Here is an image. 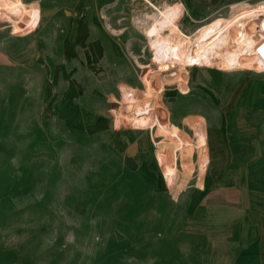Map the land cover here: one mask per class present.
Returning <instances> with one entry per match:
<instances>
[{
    "label": "rangeland",
    "instance_id": "1",
    "mask_svg": "<svg viewBox=\"0 0 264 264\" xmlns=\"http://www.w3.org/2000/svg\"><path fill=\"white\" fill-rule=\"evenodd\" d=\"M41 1L0 0V264H201L184 216L201 181L198 152L202 172L213 152L202 146L207 127L195 126L206 119L192 115H219L201 83L220 84L229 104L247 86L264 93V34L247 29L256 6L196 22L189 11L178 24L181 11L161 17L148 0L91 11L49 0L48 12ZM214 3L225 5L207 0L200 13ZM245 35L253 54L235 70L217 67ZM122 93L142 105L136 126L121 115L107 119L111 133L90 131L89 116L122 109ZM256 255L240 264H264Z\"/></svg>",
    "mask_w": 264,
    "mask_h": 264
},
{
    "label": "crops",
    "instance_id": "2",
    "mask_svg": "<svg viewBox=\"0 0 264 264\" xmlns=\"http://www.w3.org/2000/svg\"><path fill=\"white\" fill-rule=\"evenodd\" d=\"M117 1L70 0L69 4L76 11H91L101 4L105 6ZM148 1L160 10L176 7L174 11H181L177 19L180 24L185 18V12L192 11L193 22L215 16L218 11H224L222 16L226 17L222 18H227L242 6H259L264 0H208L210 4L217 2L225 5L221 7L214 3L215 6L203 15L200 13V4L207 0ZM41 2L46 12L51 11L49 0ZM12 11L16 12V5ZM81 40L87 42V34ZM248 43L249 39L245 35L241 50L237 49L236 44L232 45L236 52L242 54L230 51L224 64L225 71L239 68L244 64L246 55L253 54ZM114 52L120 55L117 48H114ZM99 54L100 49L90 47L87 58L92 60ZM193 58L197 63L195 54ZM201 86L208 92V101L213 109L219 113L214 121L202 114L192 115L203 116L208 124L202 125L201 118H197L195 126L199 132L207 127L206 136L202 137L205 139L202 146L213 152V170L211 172L209 166L204 172L201 171V154L197 151L201 181L191 197L189 211L184 216L183 235L190 240L191 252L199 258L201 264H212L213 260L222 261L227 258H234L235 262L237 260L235 264H240L246 256L256 258V252H264V93L260 86H247L241 98L229 104L222 97L220 84L206 82L201 83ZM251 92L255 99L248 106L244 102ZM121 104L122 109H112L103 116L91 114L86 123L88 129L111 133L112 130L106 125L107 119L112 123L120 119L121 115L125 117L126 124L136 126V118L142 109L137 97L122 93ZM168 108L167 112L172 110ZM188 118L185 124L189 130ZM116 144L122 146L124 139L116 137ZM141 144L144 145L145 141ZM146 171L145 177L151 181L152 175L147 168Z\"/></svg>",
    "mask_w": 264,
    "mask_h": 264
},
{
    "label": "bare ground",
    "instance_id": "3",
    "mask_svg": "<svg viewBox=\"0 0 264 264\" xmlns=\"http://www.w3.org/2000/svg\"><path fill=\"white\" fill-rule=\"evenodd\" d=\"M170 11L171 8L164 9V11L161 13L162 15L161 17L169 15ZM247 23H248L247 29H249V31L253 33L264 34V9L260 8L259 6L254 7L250 12ZM195 56L197 63L202 65L204 63V58L202 57V55H200L199 53H195ZM226 58L227 56L219 63L217 64L214 63V64L217 67H219L221 70H224V64L226 62Z\"/></svg>",
    "mask_w": 264,
    "mask_h": 264
},
{
    "label": "snow or ice",
    "instance_id": "4",
    "mask_svg": "<svg viewBox=\"0 0 264 264\" xmlns=\"http://www.w3.org/2000/svg\"><path fill=\"white\" fill-rule=\"evenodd\" d=\"M261 52L264 53V48L261 49Z\"/></svg>",
    "mask_w": 264,
    "mask_h": 264
}]
</instances>
